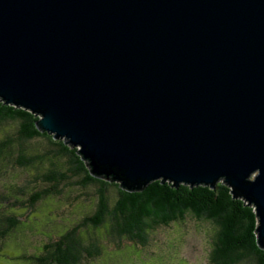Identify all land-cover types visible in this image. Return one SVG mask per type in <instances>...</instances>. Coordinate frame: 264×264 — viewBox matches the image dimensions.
<instances>
[{
  "label": "water",
  "instance_id": "obj_1",
  "mask_svg": "<svg viewBox=\"0 0 264 264\" xmlns=\"http://www.w3.org/2000/svg\"><path fill=\"white\" fill-rule=\"evenodd\" d=\"M0 101L97 178L222 183L264 249V0H0Z\"/></svg>",
  "mask_w": 264,
  "mask_h": 264
},
{
  "label": "trees",
  "instance_id": "obj_2",
  "mask_svg": "<svg viewBox=\"0 0 264 264\" xmlns=\"http://www.w3.org/2000/svg\"><path fill=\"white\" fill-rule=\"evenodd\" d=\"M38 119L29 110L0 101V173L6 168H20L24 172L32 170L34 178L29 186L0 179V256L10 249L12 244L8 242L22 228V218L41 202L61 198L64 189L94 187L96 204L90 215L36 248L35 254L25 251L10 260L22 264H81L100 256L101 246L93 236L96 229H105L109 242L114 241V235L144 246L152 231L194 220L214 228L208 264H264L255 206L232 195L222 183L210 188L152 180L133 187L113 181V177L97 178L90 174L78 148L39 131ZM8 124L14 127L9 134ZM34 142L42 144L36 147ZM110 188L115 190L113 198ZM137 261L145 264L141 258Z\"/></svg>",
  "mask_w": 264,
  "mask_h": 264
},
{
  "label": "rangeland",
  "instance_id": "obj_3",
  "mask_svg": "<svg viewBox=\"0 0 264 264\" xmlns=\"http://www.w3.org/2000/svg\"><path fill=\"white\" fill-rule=\"evenodd\" d=\"M13 130L14 127L8 124V134ZM39 144L42 143L34 142L36 147ZM3 170L0 179H7L8 183L22 185L21 183L26 182L29 186L34 181L32 170L29 172H24L20 168ZM114 192L113 188L109 189L111 198ZM95 204L94 187L84 190L64 189L61 198L41 202L35 211L22 218L23 226L16 237L8 242L12 245L0 256V264H22L10 258L25 251H28V255L35 254L36 248L56 239L62 232L77 224L83 216L90 215L94 211ZM213 234L214 228L211 224L188 220L152 231L148 234L145 245L142 246L114 235L111 237L114 241L109 242L106 238V230L100 228L93 232V236L101 246L100 256L81 264H144L137 261L140 258L145 264H208ZM14 243L18 247L15 248ZM117 244L120 246L119 249L116 248Z\"/></svg>",
  "mask_w": 264,
  "mask_h": 264
}]
</instances>
